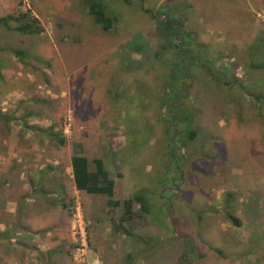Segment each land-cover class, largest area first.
<instances>
[{"label": "rangeland", "instance_id": "374dc122", "mask_svg": "<svg viewBox=\"0 0 264 264\" xmlns=\"http://www.w3.org/2000/svg\"><path fill=\"white\" fill-rule=\"evenodd\" d=\"M87 1L0 0V17L27 13L45 30L0 27V264H264V0H99L108 32ZM168 14L196 58L178 82ZM79 146L91 170L103 161L113 200L142 191L150 212L135 205L129 220L78 191Z\"/></svg>", "mask_w": 264, "mask_h": 264}, {"label": "trees", "instance_id": "16d2710c", "mask_svg": "<svg viewBox=\"0 0 264 264\" xmlns=\"http://www.w3.org/2000/svg\"><path fill=\"white\" fill-rule=\"evenodd\" d=\"M90 14L93 16L95 22L100 25L104 31L108 32L111 30L113 23L116 21L115 18L111 17L108 13L107 7L102 3V1H87ZM19 23L17 31L23 34L31 35H41L44 33V27L41 25L40 20L30 14L22 13L19 16L8 15L0 17V27L10 30L11 23ZM182 23L176 25V20L168 14L167 18L160 25L163 31H160V34L164 37V40L167 41L166 48L167 50H175L179 55H183L180 62H175V67L177 68V73L174 74L172 80L178 82L181 79L191 77L192 62L196 61L194 54L192 53L193 41H190L191 50L182 49V42L179 39L180 33L176 32V29L181 26ZM163 32V33H162ZM192 46V47H191ZM15 54L21 61H24L26 58V52L22 50H13ZM184 85H182V90H184ZM176 93H174L175 95ZM175 98L171 102H168L167 106H170L173 110H176V121H185L189 124H192L193 119L187 114H184L180 111V107L175 105ZM65 144V139H60V145ZM78 152L72 157L71 166L73 169L74 184L78 191L87 193L89 195H105L110 198L108 204L110 207H120L121 205L125 209L126 215H128L129 220L133 219V209L135 205H139L141 210L149 213L148 201L143 195V192L140 191L135 194L132 198L124 201L123 203L113 200L115 195V181L110 177L109 172L105 169L104 163L101 159H95V170H91L89 159L80 154V146L77 147ZM230 219L237 223L236 220L229 216ZM127 221V220H124Z\"/></svg>", "mask_w": 264, "mask_h": 264}, {"label": "crops", "instance_id": "0c3cea01", "mask_svg": "<svg viewBox=\"0 0 264 264\" xmlns=\"http://www.w3.org/2000/svg\"><path fill=\"white\" fill-rule=\"evenodd\" d=\"M72 160V159H71ZM32 166H33V168H35V170H38L39 169V171H42V173L43 174H45L48 170L47 169H44V168H38V166L37 165H33L32 164ZM32 168V167H31ZM71 168H72V166H71ZM40 169H44V170H40ZM34 170V169H33ZM70 174H71V171H70ZM72 178H73V183H74V177H73V169H72V176H71ZM6 183H8L9 181H11V182H9L8 184L9 185H21V186H24V187H27V188H29V187H31V184H30V182L28 181V180H26V179H24V180H22V181H19V183H18V181H16V183H14V181L16 180V179H13V176H12V178H9V177H7L6 176ZM8 179H10V180H8ZM38 181L41 183V185H40V183H36V185H37V187L39 186H42V185H46V187H48V185H49V181L47 180V179H39L38 178ZM75 185V184H74ZM76 188V187H75ZM55 194H56V196L58 195V196H61V191L57 188V190H56V192L55 191H53ZM47 193V192H46ZM37 194V193H36ZM51 195L53 194V193H50ZM39 195V194H38ZM42 196L43 197H50V196H46L45 194H42ZM57 196V197H58ZM1 199H3V198H1ZM27 201H29L30 203H33V202H35V198H34V196H32L31 198H29V197H27V198H25ZM25 199L23 198V199H10V200H8V201H10L9 203H13V204H15L16 202H25ZM40 200V199H39ZM62 200V199H61ZM42 203H45L44 201H41ZM49 208H47V209H45V208H43V209H41V207H38V209L37 210H39V211H41V213H42V211L44 212L45 211V214L48 212L47 210H48ZM16 210H17V207L16 208H14V209H10V210H8L7 209V211H10L9 213L10 214H13L14 212H16ZM60 208H53V211L51 212V215H53L54 213L55 214H59L60 213ZM48 214V213H47ZM55 224V223H54ZM57 224V223H56ZM55 224V225H56ZM61 228V226H59L58 228H57V225H56V228L55 229H53V231H50L48 234H47V236H48V238H52L53 239V243L56 245V244H58V246H60V251H61V248H62V246L64 245L63 244V241H65V240H62V232H60V229ZM3 229V228H2ZM4 229H6V225H4ZM57 237H59V239L57 238ZM65 247V246H64Z\"/></svg>", "mask_w": 264, "mask_h": 264}, {"label": "built area", "instance_id": "2783aa9c", "mask_svg": "<svg viewBox=\"0 0 264 264\" xmlns=\"http://www.w3.org/2000/svg\"><path fill=\"white\" fill-rule=\"evenodd\" d=\"M83 246H85V247H86V244H83Z\"/></svg>", "mask_w": 264, "mask_h": 264}]
</instances>
